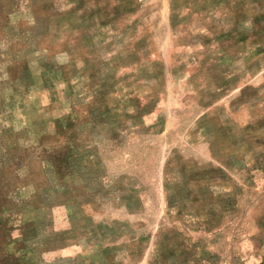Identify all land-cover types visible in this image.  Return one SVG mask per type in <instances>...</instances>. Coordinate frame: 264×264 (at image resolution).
<instances>
[{
    "label": "rangeland",
    "instance_id": "obj_1",
    "mask_svg": "<svg viewBox=\"0 0 264 264\" xmlns=\"http://www.w3.org/2000/svg\"><path fill=\"white\" fill-rule=\"evenodd\" d=\"M0 264H264V0H0Z\"/></svg>",
    "mask_w": 264,
    "mask_h": 264
}]
</instances>
